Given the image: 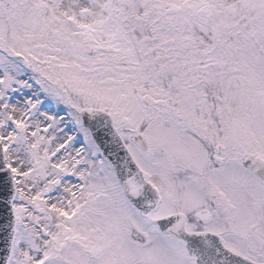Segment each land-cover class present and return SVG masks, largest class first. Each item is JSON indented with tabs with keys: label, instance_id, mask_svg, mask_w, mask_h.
<instances>
[{
	"label": "snow or ice",
	"instance_id": "6c2138e0",
	"mask_svg": "<svg viewBox=\"0 0 264 264\" xmlns=\"http://www.w3.org/2000/svg\"><path fill=\"white\" fill-rule=\"evenodd\" d=\"M0 264H264V0H0Z\"/></svg>",
	"mask_w": 264,
	"mask_h": 264
}]
</instances>
